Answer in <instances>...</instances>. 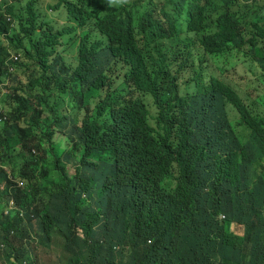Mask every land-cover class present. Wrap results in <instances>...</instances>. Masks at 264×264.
Returning a JSON list of instances; mask_svg holds the SVG:
<instances>
[{"label": "trees", "instance_id": "trees-1", "mask_svg": "<svg viewBox=\"0 0 264 264\" xmlns=\"http://www.w3.org/2000/svg\"><path fill=\"white\" fill-rule=\"evenodd\" d=\"M37 2L0 0V148L27 181L0 168V261L32 249L35 212L59 264H264V94L203 76L236 51L264 77V0H57L55 28Z\"/></svg>", "mask_w": 264, "mask_h": 264}, {"label": "rangeland", "instance_id": "rangeland-1", "mask_svg": "<svg viewBox=\"0 0 264 264\" xmlns=\"http://www.w3.org/2000/svg\"><path fill=\"white\" fill-rule=\"evenodd\" d=\"M57 0H38L37 7L42 16L55 28L62 24L64 21V10L62 8L54 9V5ZM23 58V56H22ZM26 62V61H24ZM221 66L225 67L223 70L218 69L211 60H209L207 66L204 68L203 76L205 79H209L211 74H216L220 78L231 83L243 97L246 102L254 103L261 108L260 100L264 94V77L263 71L259 67L258 63L252 59H246L242 52L233 51L227 57H223L220 60ZM30 68L18 67L16 71L12 73L5 85L1 86L3 93L13 92L14 89H19L27 83V76L32 70V63ZM199 65H196L194 69H197ZM194 69L187 70L182 75V81L190 79L194 74ZM186 86V85H185ZM94 104H91L93 107ZM151 111L154 113V108L151 105ZM84 116V111L81 112V117ZM236 133L240 137H245L246 131L240 127H235ZM60 140V136H56V141ZM67 142L63 141L61 147L65 148ZM73 173V172H72ZM232 231L236 234L243 235L244 228L239 225H233ZM19 246V245H18ZM6 247L3 245L0 253H4ZM16 256L20 258L21 254L25 251H21L18 248L13 249ZM32 253L38 256L37 264H59L66 259V255L63 251V239L60 235L54 237V242L50 247L41 245L40 243H32ZM16 261V257L12 258ZM0 264H10L6 259H2Z\"/></svg>", "mask_w": 264, "mask_h": 264}, {"label": "clouds", "instance_id": "clouds-1", "mask_svg": "<svg viewBox=\"0 0 264 264\" xmlns=\"http://www.w3.org/2000/svg\"><path fill=\"white\" fill-rule=\"evenodd\" d=\"M103 1L105 3H107V5L109 7H113V6H123V5H126V4L129 3V0H103ZM1 118H7L6 114L5 113L3 115L0 114V125L3 123V121L1 120ZM63 141H66L67 142V140L64 139V138L62 140L60 138V140L57 141V142H59L60 147H61V143ZM67 144H66V146H67ZM62 149H64V148H62ZM2 156H4V155H3L2 149L0 148V168H4L8 172L9 179H10V181L6 182L3 185V187H6V186H16V185L22 184L23 182H27L25 179L20 178V177H15L12 174L11 169L8 166H5L4 159H3ZM15 213H16V211H15V205L13 204V202L9 203L7 200H4V201L3 200H0V217L2 215H5V216L14 215ZM30 234H31V237H27L26 239H27L28 242L31 243V245H32V243H35V244L37 242L40 243V238H39V234H40V231H39V222H38V218L36 217L35 212L33 214L32 224L30 225ZM31 250L24 252L25 253V256L22 257L21 259H19V264H37L38 256L35 255V254H33Z\"/></svg>", "mask_w": 264, "mask_h": 264}]
</instances>
